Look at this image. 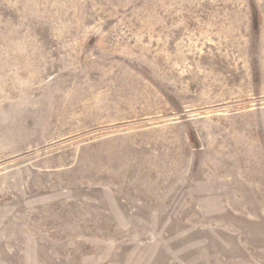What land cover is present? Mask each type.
Masks as SVG:
<instances>
[{
	"label": "rangeland",
	"instance_id": "1",
	"mask_svg": "<svg viewBox=\"0 0 264 264\" xmlns=\"http://www.w3.org/2000/svg\"><path fill=\"white\" fill-rule=\"evenodd\" d=\"M0 264H264V0H0Z\"/></svg>",
	"mask_w": 264,
	"mask_h": 264
}]
</instances>
